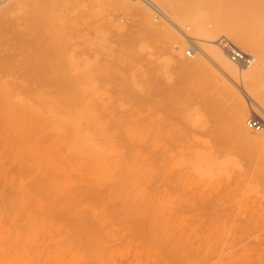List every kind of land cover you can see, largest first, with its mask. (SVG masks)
<instances>
[{
  "label": "rangeland",
  "instance_id": "obj_1",
  "mask_svg": "<svg viewBox=\"0 0 264 264\" xmlns=\"http://www.w3.org/2000/svg\"><path fill=\"white\" fill-rule=\"evenodd\" d=\"M177 1L188 8L187 16L200 10L237 49L264 59V0ZM120 7L111 0L0 2V49L24 38L39 57L41 72L34 79L46 86V94L39 92L47 103L38 112L77 107L92 134L116 147L127 163L133 158L126 135L138 134L150 142L142 144L150 158L138 161L147 170L138 169L146 173L138 182L156 173L154 183L141 185L146 197L133 187L108 192L102 185L59 202L48 186L36 192L45 204L38 207L29 191L36 179L26 160L29 145L17 140L24 149L17 147L13 110L0 106V264H264V147L243 143L228 129L231 106L223 82L232 85L209 63L204 71L180 72L178 63L193 58L183 54L189 30L161 6L163 17L148 7L149 24L159 28L151 33ZM190 42L197 48V40ZM72 47L80 79L58 81L47 66L69 61ZM260 84L255 92L264 93V80ZM239 89L264 112L253 94ZM31 94L37 98L35 90ZM190 116L202 125L196 133L202 142L193 145L187 143ZM21 150L24 162L15 158ZM76 171L79 184L84 180Z\"/></svg>",
  "mask_w": 264,
  "mask_h": 264
},
{
  "label": "bare ground",
  "instance_id": "obj_2",
  "mask_svg": "<svg viewBox=\"0 0 264 264\" xmlns=\"http://www.w3.org/2000/svg\"><path fill=\"white\" fill-rule=\"evenodd\" d=\"M2 1L4 0H0V2ZM111 1L119 4L122 7H126V10H128L129 13H131L132 15H136L137 19L147 26V31H146L147 33L149 32L151 33L153 32V30L159 31L158 27H157L158 29H156L155 26L149 24L150 13L148 7L150 6L148 7L145 6L148 4H145L144 2H143L144 4L143 3L141 4L136 0L132 1L134 4H130L125 0H111ZM150 1L160 9L162 14H164L163 16H165V13L159 6H161L163 9L169 12L170 16L172 17L170 18L171 20L173 18L177 19L175 21L173 20L174 23L178 22L180 24H183L184 28L189 30L188 34L185 33L186 37L183 36L185 37L184 40L189 41L190 39L191 41V39H193L195 40V42L197 40L196 42L197 51L193 55V58L191 60L188 59V61L184 60L178 63V69L180 70V72L184 71L185 73L187 72L194 74L200 71H204L206 69L205 66L207 65V63H209L214 68V70H217V72L220 73V75H222L224 79H226L227 82H229L232 85L230 86L225 82H223L224 85L223 90L224 91L227 90V93L226 92L225 93L229 97L228 101H229V105L231 106L230 117H229L230 125L228 129L237 140L241 142L247 141L250 142L251 144L253 143L260 144L262 147H264V125H262L261 131L259 133L257 134L253 133L254 134L253 135L245 128V124H244V120L249 114H252L264 120V115H262V113L264 112H261V106L257 105L256 103L251 104V102L249 101L247 102L241 90L239 89V87H241L247 93L253 94L254 98L262 106H264V93L258 92L259 90L256 91L257 93L255 92L258 85L261 83V80H264V59H262L259 56L253 57V55H251L253 57V61L248 65L245 63L243 64L237 61H233L229 53L230 52L229 48H227V46H229L228 44L230 43L234 45L230 47L235 51H241V50L237 49L236 47L237 45H235L233 41H231L228 37L224 36L222 29L217 26V23H215L216 25L212 24L211 21H207L208 19L206 17L205 20L202 17L204 16V14L202 13L203 15L201 16L200 10L199 12H197L199 13V15L198 14L191 15L192 14L191 13L190 16L189 14L187 16V14L184 12L188 8H184L182 10L179 7L180 4L179 5L177 4L178 2L177 0L176 2L174 0H150ZM208 6L210 9V5ZM122 7L120 8L122 9ZM203 8H201V10ZM150 9L152 8L150 7ZM181 10L183 11V14H181L180 12ZM184 14H186V16H184ZM208 15L209 14H207V17ZM166 27H167V23H166ZM178 27L181 28L180 26ZM222 37H224V39L226 38L229 43L223 45L222 43L223 39H221ZM75 50H76L75 48L73 47L71 48V52L69 55L70 60L69 61L66 60L67 63L69 64L68 66L66 65L67 64L66 61L62 60L63 64H65L67 67L62 64L61 60L60 62L58 60L50 64L49 66L51 67L47 66V68L52 70L55 79L57 78L58 81H60L61 78L63 79V77L65 79L66 76H68V79L69 76L71 79L72 77L75 78V76L76 77L78 76L80 71L77 67L76 62L72 59L73 56H75L74 55ZM199 51L201 52V54L197 55ZM83 66L85 67L86 65H84L83 63ZM87 68H89V66ZM39 70L41 72L39 57L36 54L32 53L30 49V45L27 43L26 39L22 38L17 44V46L12 47L10 49H0V71H1L0 73L3 74V75L0 74V106L4 108H11L13 110L14 117L12 120V128L14 129V131L12 135H13V139L16 138L14 140H16L15 144L18 143L17 147L20 145L21 149L23 148L21 142H17V140L19 141L21 140L23 143L26 144V146L29 145L28 148L29 150L25 147L26 150L28 151L26 160L31 165L35 166L34 169L36 171V175L38 173L37 177L35 174H34L35 176L32 174L34 178H36L35 179L36 181L33 180L31 176L33 183L35 182L33 184L31 181L30 186L32 187L29 188V191H31L32 200H34L37 203L38 207L45 208V204L41 201L40 196L36 194V192L41 191L42 189H45L48 186L55 189V194H57L59 202H61V200H66V201L69 200L75 193H79L80 191H82V189L85 191L93 190L98 192L99 190L104 189L102 185L108 186V187L104 186L105 187L104 191H108V192L109 191L122 192L125 191V189H127L126 187H130V189L131 187H133L137 191L141 192V188H142L141 185L146 186L145 182H147V184L148 182L150 183V181L156 176L155 171L152 172L155 173V176L153 177L152 176L153 174L149 169L148 174L149 175L150 173L152 174L150 175L152 176L151 177L152 179L150 180L149 179L150 177L145 179L144 176L145 182L143 180L144 182L143 183L141 180L143 177L141 178L140 176L142 175V173H140L138 170V169H142L140 168L141 165H138V161L139 162L143 161L147 163L148 159L150 158L148 152L149 148L147 149L146 148L147 146L143 147L142 144L145 145L146 143V145L149 146L150 142L147 144L148 141L147 142L145 141L144 143L143 140L140 139L141 137L137 136L138 134L136 135V133L129 131L128 134L126 135L128 140L126 145L128 147L126 150L127 152H129L128 157L130 156L133 158L132 160L133 164L130 159H128L129 160L128 161L129 164H128L127 161L125 160L126 157L124 158L122 152L120 153L116 147L112 149L111 147L105 146L104 144L106 143H101L99 141L100 139L98 140V138H96L94 134H92V132L90 131L91 127H89V124L87 123L88 118L85 119L81 115L82 112L80 113L79 112L80 110L77 107L76 110L74 109L63 110L62 108L61 109L56 108L55 110L51 109L43 112H38L37 109L42 108L45 105V103H47V99L45 97L46 95H44V93L45 94L47 93L46 92L47 90L45 89L46 86L44 85L41 86V83L36 81V78L34 79V76L38 77L40 75V72H38ZM37 72L39 73L38 75ZM32 77H33V81L38 83V84L36 83V86L37 85L39 86L40 84L41 87L38 88V86L36 87L34 85V88H31L33 85L30 83H34V82H29V81L32 80ZM42 82L44 83V81ZM76 82H74V84ZM44 84L47 83L45 82ZM219 86L222 87V85ZM32 89L35 90L36 93L38 94V95L36 94L37 98L34 96L36 100L34 98L31 99V97H33V94H31ZM39 91L40 92L44 91V93H41L40 95ZM79 103L81 104L82 102L79 101ZM59 104L60 103H58L57 105ZM69 107H71V105ZM16 113H18V115ZM200 128H202V125L201 123H199L198 119H193L191 116L187 118L186 129H188L189 134H191V136L187 139L188 144L191 145L192 143L195 144L196 142L201 141V139L199 140V138L196 137V133ZM12 143L14 144V141ZM154 146L157 145L155 144L152 147ZM14 151L20 153L18 149ZM127 152L124 153L127 154ZM25 153L24 151L22 153L21 150L20 157L17 154L18 157L15 158L16 159L21 158L23 160L25 156H23L24 158L21 156L24 155ZM154 154L155 153H153L152 155ZM24 161L25 160H23V162ZM136 161L137 164L135 163L134 165V162ZM155 161L157 160L154 159V162ZM155 164L156 163H154V165ZM142 170L145 171V169ZM75 171L78 173V175L75 176H79V174H81L80 176L84 180L79 184L74 179L73 174L75 173ZM145 172H147V170ZM139 176L141 178L140 179L141 181L139 180L141 184L138 182ZM51 179H53L52 182H50ZM77 179L78 178H76V180ZM152 182L154 183L153 180ZM153 183H151L149 187L150 186L152 187ZM127 190L130 191L129 189ZM141 193L144 194L143 197H146V193H144V189ZM42 261H45V259Z\"/></svg>",
  "mask_w": 264,
  "mask_h": 264
},
{
  "label": "built area",
  "instance_id": "obj_3",
  "mask_svg": "<svg viewBox=\"0 0 264 264\" xmlns=\"http://www.w3.org/2000/svg\"><path fill=\"white\" fill-rule=\"evenodd\" d=\"M143 2H145L146 4H148L156 13V15L162 16V12L160 11V9L154 4L152 3L150 0H141ZM223 45L224 44H228V42L226 40L223 39ZM229 45V44H228ZM227 48H229V53L230 56L233 60L240 62V63H245V64H250L253 61V57L251 55H248L242 51H235L233 50L230 45L227 46ZM196 47L195 45L190 42V39L187 43V47L184 48L183 50V54L186 57H193V55L196 53ZM245 125L248 129H251L253 131H259L262 128V123L260 121V119L256 118L255 116H250L245 120Z\"/></svg>",
  "mask_w": 264,
  "mask_h": 264
},
{
  "label": "crops",
  "instance_id": "obj_4",
  "mask_svg": "<svg viewBox=\"0 0 264 264\" xmlns=\"http://www.w3.org/2000/svg\"><path fill=\"white\" fill-rule=\"evenodd\" d=\"M222 31H223L224 36H226V32L224 30H222Z\"/></svg>",
  "mask_w": 264,
  "mask_h": 264
}]
</instances>
